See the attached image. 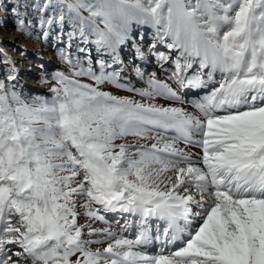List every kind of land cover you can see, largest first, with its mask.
<instances>
[{
	"label": "snow or ice",
	"instance_id": "1",
	"mask_svg": "<svg viewBox=\"0 0 264 264\" xmlns=\"http://www.w3.org/2000/svg\"><path fill=\"white\" fill-rule=\"evenodd\" d=\"M21 6L68 68L30 97L0 47V264H264V0H35V26ZM142 26L168 78L137 87Z\"/></svg>",
	"mask_w": 264,
	"mask_h": 264
},
{
	"label": "rangeland",
	"instance_id": "2",
	"mask_svg": "<svg viewBox=\"0 0 264 264\" xmlns=\"http://www.w3.org/2000/svg\"><path fill=\"white\" fill-rule=\"evenodd\" d=\"M4 2L6 3L7 7L0 9V41H2L0 47H2L4 51H6L15 61V67L18 70L19 78L23 82L25 95L34 97V93H37L39 96H50L51 93L49 92V89L55 83V81L50 79L51 73L56 70H66L68 68V65L65 64L59 57L58 48L61 45H54V43L51 42L55 40L54 35L50 37L49 42H45L42 39L37 38L39 35V30L36 28H33V32L36 33V35L33 36L25 35L24 32L17 30L15 25L16 17L11 13L10 9L14 4L29 5L27 8L21 6L19 11L26 13L27 20L31 23V25L35 26L37 24L39 12L35 11L30 6L35 2V0H4ZM85 15H87V13H85ZM65 28L66 30H71L67 25H65ZM144 31H147L148 33L147 38H149L153 33V29H151L150 26H142L139 29H134L133 32V35L136 39V45L140 51V45L145 40L144 37L146 36V34L144 35ZM151 37L153 39L154 35L152 34ZM92 39H94V37ZM157 48L159 49L160 47L157 46ZM121 51L122 52L120 53L126 55L123 59V67H125L123 68V71L125 74L130 75L134 82L140 81L135 75V69L137 67L140 68L145 74L152 72L150 66L148 68V66H145L142 61L138 60L136 48L132 47L131 44H129V46L126 48L122 47ZM93 58L95 59V52H93ZM0 59H2V57H0ZM128 64L130 68H128ZM114 67L119 66L117 65ZM4 73V66L0 65V77H3ZM44 73L48 74L50 82L41 84L40 77ZM109 86L115 88L112 85H106L105 88ZM123 91L127 92L126 90ZM84 221H87V217H83L80 220V223H85ZM101 226L104 225L100 222H97L93 225V227ZM134 234L135 232L130 235L133 236ZM96 238L97 237H92V239ZM92 247L96 248L95 245H92ZM100 248H103V245H100ZM13 251H19V249L17 247H13ZM13 259H15V257H13ZM29 264H31L30 261Z\"/></svg>",
	"mask_w": 264,
	"mask_h": 264
},
{
	"label": "bare ground",
	"instance_id": "3",
	"mask_svg": "<svg viewBox=\"0 0 264 264\" xmlns=\"http://www.w3.org/2000/svg\"><path fill=\"white\" fill-rule=\"evenodd\" d=\"M144 38L146 40V37H144ZM153 39L155 40L154 37H153ZM145 40L140 45V49H141V52L143 53V56H138V60L139 61H142V63L145 66H148V68L150 66L151 69H152V72H155V74H156V76H158V78L163 79V80H167V78H168L167 77V73L162 72L160 70V68L158 67V63H157V60H156L155 56L149 51V45H151V44L150 43H147L148 41H145ZM157 46L160 47L159 48L160 51H163L164 50L160 45H157ZM120 52H122V51H120ZM125 56L126 55H124L123 53H120V59L122 60V63H123V59H124ZM123 68H125V67H123ZM128 68H130L129 64H128ZM133 82H134V80H133ZM168 82L171 83L173 85V87H175V83L173 81H170L169 80ZM134 83L136 84L137 87H144L145 86L144 83L141 80L140 81H137V82H134ZM105 90L112 91V92H114L116 94H119V95H130V93L124 92L122 89H115V88H112L111 86L105 88ZM199 94H201V91L198 94H194L193 97H196ZM36 96H39V95H37V93H34V97H36ZM160 102H164V101H160ZM189 110H192V109L189 108ZM180 146L181 147H184L183 143H181ZM190 150L193 151V152H199L200 151V149L195 148V147L191 148ZM101 227H104V226H101ZM95 247L96 248L97 247H100V245H95ZM103 247H104V245H103Z\"/></svg>",
	"mask_w": 264,
	"mask_h": 264
}]
</instances>
